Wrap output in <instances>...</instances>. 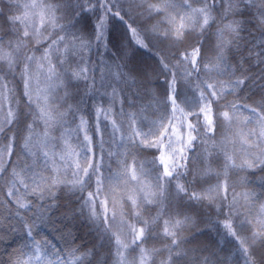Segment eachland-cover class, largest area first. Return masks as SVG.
<instances>
[{"label":"snow or ice","instance_id":"6c2138e0","mask_svg":"<svg viewBox=\"0 0 264 264\" xmlns=\"http://www.w3.org/2000/svg\"><path fill=\"white\" fill-rule=\"evenodd\" d=\"M0 4V264L98 258L34 235L61 186L105 264H264V0Z\"/></svg>","mask_w":264,"mask_h":264},{"label":"trees","instance_id":"16d2710c","mask_svg":"<svg viewBox=\"0 0 264 264\" xmlns=\"http://www.w3.org/2000/svg\"><path fill=\"white\" fill-rule=\"evenodd\" d=\"M6 2V0H5ZM3 4H0L2 7ZM137 59L141 62H147L148 64L153 63L152 57L146 53L141 51L137 53ZM161 86L163 85V78L161 77L159 82ZM231 99V97H229ZM153 117L148 116L146 123L150 122ZM155 150H145V154L150 159L151 153ZM80 193H72L67 190V188L61 186L57 190L58 196V205L57 209H54L50 213V218H45L42 223H39L34 231V235L37 239L47 238L51 244L56 245L57 247L64 248L66 240L75 239L76 245L84 246V250L91 248L92 244L97 245V249L99 250L100 255L97 259L92 260L91 257H88V260H91V264H105L106 256L108 251L107 242L104 243V248H100V243L97 239L96 233L92 230L83 217H80L75 220H70L64 216V213L69 211L70 209L78 208L79 204L77 203V197ZM86 195V193H84ZM7 215V213H5ZM17 231L9 232L6 234L0 233L3 235V239H0V261L7 259V253L11 252L15 247H23L25 244H30L31 240L25 235V230L23 228V222L16 220ZM65 225L71 228L72 236L67 237L65 235L67 228ZM205 225H201V228H205ZM215 235V232L212 233ZM206 238V237H202ZM234 242L225 241L224 246L226 249H229L233 246ZM87 264V261H86ZM107 264H111V261H107Z\"/></svg>","mask_w":264,"mask_h":264}]
</instances>
